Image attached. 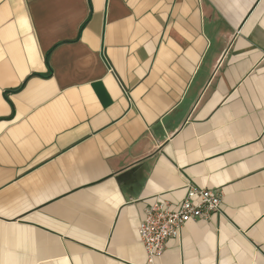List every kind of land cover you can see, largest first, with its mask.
I'll return each mask as SVG.
<instances>
[{
    "label": "crops",
    "instance_id": "1",
    "mask_svg": "<svg viewBox=\"0 0 264 264\" xmlns=\"http://www.w3.org/2000/svg\"><path fill=\"white\" fill-rule=\"evenodd\" d=\"M187 185L154 264H264V0H0V264H148Z\"/></svg>",
    "mask_w": 264,
    "mask_h": 264
},
{
    "label": "built area",
    "instance_id": "2",
    "mask_svg": "<svg viewBox=\"0 0 264 264\" xmlns=\"http://www.w3.org/2000/svg\"><path fill=\"white\" fill-rule=\"evenodd\" d=\"M220 193L186 186V194L176 210L159 197L145 212L139 223L137 234L146 254L148 264L160 257L168 240L175 239L189 221L204 220L220 211Z\"/></svg>",
    "mask_w": 264,
    "mask_h": 264
}]
</instances>
